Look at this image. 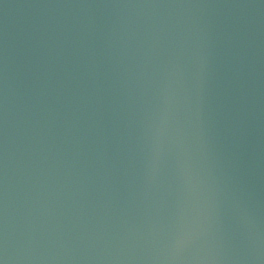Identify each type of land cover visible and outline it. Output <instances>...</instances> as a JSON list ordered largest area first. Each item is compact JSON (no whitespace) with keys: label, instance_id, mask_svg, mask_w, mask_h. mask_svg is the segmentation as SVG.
<instances>
[{"label":"water","instance_id":"1","mask_svg":"<svg viewBox=\"0 0 264 264\" xmlns=\"http://www.w3.org/2000/svg\"><path fill=\"white\" fill-rule=\"evenodd\" d=\"M7 264H264V0H0Z\"/></svg>","mask_w":264,"mask_h":264},{"label":"snow or ice","instance_id":"2","mask_svg":"<svg viewBox=\"0 0 264 264\" xmlns=\"http://www.w3.org/2000/svg\"><path fill=\"white\" fill-rule=\"evenodd\" d=\"M0 264H7L6 257L0 254Z\"/></svg>","mask_w":264,"mask_h":264}]
</instances>
